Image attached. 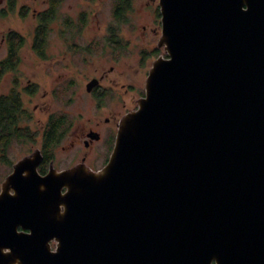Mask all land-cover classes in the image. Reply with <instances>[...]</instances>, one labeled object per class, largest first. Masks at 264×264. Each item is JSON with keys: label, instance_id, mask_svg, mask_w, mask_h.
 Here are the masks:
<instances>
[{"label": "water", "instance_id": "water-1", "mask_svg": "<svg viewBox=\"0 0 264 264\" xmlns=\"http://www.w3.org/2000/svg\"><path fill=\"white\" fill-rule=\"evenodd\" d=\"M159 7L166 58L107 164L3 181L0 264H264V0Z\"/></svg>", "mask_w": 264, "mask_h": 264}, {"label": "flooded vegetation", "instance_id": "flooded-vegetation-1", "mask_svg": "<svg viewBox=\"0 0 264 264\" xmlns=\"http://www.w3.org/2000/svg\"><path fill=\"white\" fill-rule=\"evenodd\" d=\"M66 1L67 0H0V20L18 18L22 22L30 21L32 24V28L29 32L28 30L23 32L17 31L12 26H8L0 32V83L6 75L8 78L7 85H9L8 91L0 94V99H5L10 105L15 102L17 103V109L13 110L11 116L12 121H6L7 125L11 126V133H5V129H2L3 126L0 122V161L7 162L6 155L8 148L14 142H21L24 146L28 143H31V145L37 144V147L32 151L30 150L27 154H24L21 160L27 159L30 161L27 168L31 165H36L35 170L41 176H45L52 170L62 172L73 168L71 166L57 170L53 162L54 148L65 136H67V130L70 125L67 119L66 126H61L59 132L54 134L52 139L57 141L53 142L52 139L51 141H47L45 136L48 126L57 121L59 115L56 112L47 111L48 113L45 121L33 123L34 112L42 108H44L45 111L52 108L54 100L57 98V88L52 89L49 94L50 106L49 103L47 106V103L42 101L43 103L40 106L34 104L32 106L33 112L30 111V107L25 100L30 103L33 99L38 97L40 84L38 81L27 78L25 82L21 81V79L26 76L23 74V71L18 69L21 62L20 51L28 46L29 43L35 57L40 61L46 60L45 58L48 56L46 54V46L49 44L51 27L58 33L59 43L55 44L61 45L60 49L62 51L59 55L60 57L53 59L51 63V66L54 67L57 72L58 68H62L66 70V72L69 71V69L71 70L74 67V59H76V57L80 58L81 64H85L90 54L92 55V52L94 53V50L99 53L109 50L113 53L112 56L115 57L114 54L120 55L122 49L123 39L121 38L120 28L118 27L120 21L119 18H115V14L118 13L117 11H120L121 6L119 4H121V1L114 0V11L112 10V19L114 23L112 22L109 24V26L105 28L104 35L98 39H88V37H85L88 20L87 11L85 12L83 10L77 15L76 19H74L73 16L68 13V10H63V5ZM84 1L85 3H89L94 0ZM129 6L131 7V2ZM128 7L126 12L129 11ZM68 8L70 9L71 5H69ZM80 40H82L83 43H78ZM2 51H4V53ZM161 58H165V54ZM112 69L113 67H111L110 71H112ZM62 74H64V77L68 76L63 71L59 74L57 73L56 76H61ZM106 78L107 73L105 72L99 76L90 77L85 84L86 92L93 96V101L99 109L102 108V104L105 105L104 101L106 95L121 92L118 89L121 86L117 87L114 84L108 87L103 86V81ZM93 80L95 81V85L88 90L87 85ZM145 82L144 86L139 85L140 90L143 88V90L140 91L141 96L145 94ZM67 83L65 80L62 85L64 86ZM132 86L133 85H129V87H125V84H122L120 89L125 95H129L128 93L134 90ZM63 92H72V86H65ZM46 96V94L43 95V97ZM116 97L117 99L118 97L120 98V94L116 95L115 98ZM137 108L138 106L136 105L131 111L128 110L126 114L133 112V110L135 111ZM121 120V118L117 119L115 116H112V118L108 116L102 121H95L93 126L86 127L81 135H74V138L70 142V146L72 148L77 146L79 152L75 167H79L86 171L98 172L107 164L115 144L117 129L119 128ZM32 124L38 127H31ZM17 135L19 137H17ZM99 142L103 144L104 153L102 155L99 151L100 149L97 148V157L94 156L93 158V150L96 148V143ZM100 157L103 158V161L101 160L100 165L97 166L93 160L96 158L99 159ZM25 173L26 171L24 170L23 175ZM9 174L11 173H8V175ZM65 191L66 189L63 188L62 192L64 193ZM11 192L13 193V191ZM16 231L17 233H29V230L22 229L20 226L17 227Z\"/></svg>", "mask_w": 264, "mask_h": 264}, {"label": "rangeland", "instance_id": "rangeland-1", "mask_svg": "<svg viewBox=\"0 0 264 264\" xmlns=\"http://www.w3.org/2000/svg\"><path fill=\"white\" fill-rule=\"evenodd\" d=\"M113 2L114 0H94L89 3H85L84 0H67L63 5V10H68V13L74 19L83 10L87 11L88 20L85 37L98 39L104 35L105 28L112 22L114 23L112 19ZM69 5H71L70 9L68 8ZM8 26H12L21 32L26 30L29 32L32 28L30 21L22 22L18 18L0 20V32ZM118 27L123 39L120 55L114 54L115 57H113V53L109 50L103 53L94 50V53L90 54L85 64H81L80 58L76 57L74 67L67 72L62 68H58L57 72L51 66L53 59L60 57L59 55L62 52L61 45L55 44L59 41L58 33L53 27H51L49 34V44L46 46V54L48 55L45 58L46 60H38L33 54L29 43L20 51L21 62L18 69L23 71L26 76L21 81L25 82L27 78L38 81L40 84L38 97L30 103L25 100L30 107V111L33 112L32 106L34 104L40 106L43 103L42 101L46 102L47 106L49 103L50 106L49 94L52 89L57 88V98L54 100L52 108L46 111L42 108L34 112L33 123L45 121L49 111L56 112L58 115H65L69 120L70 126L67 130V136L54 148L53 162L57 170L71 166L75 167V163L78 161L77 146L74 148L70 146L74 135H81L86 127L93 126L95 121H102L105 117L112 118V116H115L117 119H122L128 110L131 111L136 105L138 106L139 101L144 97L140 95L143 88L140 90L139 85L144 86L147 73L152 68L153 63L164 54L166 58L163 46H159L162 37L159 0H132L129 11L123 14ZM78 43L81 44L83 41L80 40ZM2 52L4 53V51ZM111 67H113L112 71H110ZM61 71L68 76L64 77V74L56 76ZM105 72L107 78L103 81V86L108 87L114 84L117 87H122V84H125V87H129V85H133L134 90L128 93L129 95H125L120 89L121 87L118 88L121 92L106 95L105 105L102 104V108L99 109L93 101V96L86 92L85 84L90 77L99 76ZM65 80L68 83L63 86L62 83ZM7 82L8 78L5 75L0 83V94L8 91L9 85H7ZM67 85L72 86V92H63ZM44 94L47 96L43 97ZM118 94H120V98L117 99L115 96ZM34 124L31 127H38L33 126ZM102 145L101 142L96 143V148L92 153L93 158L94 156L97 157V148L100 149L99 151L103 155L104 148ZM36 147L37 144L31 145V143H28L24 146L21 142H14L10 145L6 155L7 162L0 161V186L8 173L12 172V166L21 160L24 154ZM101 157L93 160L95 165H100L101 160L103 161ZM55 245V241L50 242L51 250H55Z\"/></svg>", "mask_w": 264, "mask_h": 264}, {"label": "trees", "instance_id": "trees-1", "mask_svg": "<svg viewBox=\"0 0 264 264\" xmlns=\"http://www.w3.org/2000/svg\"><path fill=\"white\" fill-rule=\"evenodd\" d=\"M116 1H121V4H119L120 7V11L118 10L115 14V18H119V21L121 22V19L123 17V14H125L127 7L130 5V2H132V0H116ZM130 9V6L128 7ZM123 47V46H122ZM14 104V105H13ZM10 105V103H8L5 99H0V122L1 125L3 126L2 129H5V133H11V126L7 125L6 121H12V114H13V110L17 109V103H13ZM67 124V117L65 115H59L57 117V121L55 123H52L48 126L47 128V133H46V138L47 141H51V139L54 137V134L59 132V128L61 126H66ZM1 127V126H0ZM50 128V129H49ZM17 137H19L17 135ZM53 142H56L57 140L52 139Z\"/></svg>", "mask_w": 264, "mask_h": 264}]
</instances>
